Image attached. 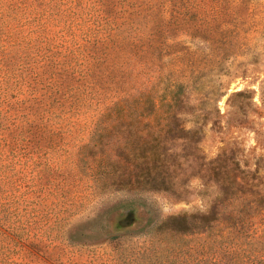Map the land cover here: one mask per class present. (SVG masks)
Listing matches in <instances>:
<instances>
[{
  "label": "rangeland",
  "instance_id": "rangeland-1",
  "mask_svg": "<svg viewBox=\"0 0 264 264\" xmlns=\"http://www.w3.org/2000/svg\"><path fill=\"white\" fill-rule=\"evenodd\" d=\"M188 1H204L205 40L178 34L184 46L155 87L159 101L166 83H183L189 106L171 125L161 107L145 111L132 130L108 128L106 148L93 140L104 131L91 117L53 141L0 136V264H153L158 226L170 216H203L186 225L192 231L204 230V213L252 222L256 193L264 191V0ZM230 18L234 32L225 24ZM215 109V119L191 122V111ZM128 132L159 136L150 168L164 170L162 180L144 184L147 170L112 146ZM111 147V159L124 165L117 174L133 172L119 185L100 186V155Z\"/></svg>",
  "mask_w": 264,
  "mask_h": 264
},
{
  "label": "trees",
  "instance_id": "trees-1",
  "mask_svg": "<svg viewBox=\"0 0 264 264\" xmlns=\"http://www.w3.org/2000/svg\"><path fill=\"white\" fill-rule=\"evenodd\" d=\"M203 15L204 1L0 0V136L10 131L14 139L53 141L61 130L86 125L91 117L96 129L104 131L93 140L106 148L108 128L132 130L143 123L145 111L160 107L168 127L178 110L189 106L182 102L183 83H166L159 101L155 87L172 73L169 61L183 44L176 41L178 34L204 43ZM233 22L225 21L228 32H234ZM190 113L194 125L220 114L218 109ZM159 144V136L147 140L128 132L112 146L147 170V184L163 179L164 170L150 168L159 159ZM113 147L100 155V186L119 185L133 172L123 167L117 174L124 165L111 159ZM164 163L162 158V167ZM255 202L251 223L204 213V230L192 231L186 225L203 216L184 213L164 219L153 264H264V191L256 193Z\"/></svg>",
  "mask_w": 264,
  "mask_h": 264
}]
</instances>
